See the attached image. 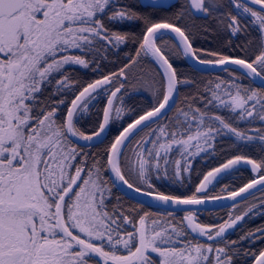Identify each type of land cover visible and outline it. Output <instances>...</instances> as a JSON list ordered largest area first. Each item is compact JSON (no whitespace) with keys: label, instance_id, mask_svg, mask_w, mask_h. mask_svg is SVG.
I'll return each mask as SVG.
<instances>
[{"label":"snow or ice","instance_id":"snow-or-ice-1","mask_svg":"<svg viewBox=\"0 0 264 264\" xmlns=\"http://www.w3.org/2000/svg\"><path fill=\"white\" fill-rule=\"evenodd\" d=\"M250 4L260 10L244 0H186L176 14L182 18L186 11L189 16L212 17L215 28L204 31L214 38L227 34L225 42L230 46L232 38L248 36L250 25L259 33L255 52L250 50L252 40L246 39L235 45L245 55L231 57L195 48L194 37L185 29L171 21H155L124 0H0V264H264V227L248 229L238 240L226 238L258 205L229 213L215 226L201 223L193 211H186L178 222L169 212L171 220L153 219L146 226L151 214L144 212L137 227L119 196L116 203H108L117 183L164 205L204 203L195 194L162 192L153 178L184 183L183 174L192 171L190 160L214 152L223 136L233 137L231 147L241 154L209 171L204 181L243 162L259 175L227 198L234 200L257 185L264 191V157L257 160L243 154L257 148L264 152V127L251 126L257 120L264 122V0H250ZM146 6L167 10L162 0H150ZM125 22L143 23L136 57L150 54L161 64L162 91L154 89L156 102L151 109L134 117L109 143L101 158L104 163L93 157L89 164V153L76 141L87 145L100 138L110 122L122 118L124 109L109 98L102 122L86 133L79 121L88 112V101L97 89L113 84L114 78L126 77V69L136 60L119 72L88 81L70 100L64 116L59 111L66 103L63 96L79 83L66 66L89 69L94 65L91 70L98 71L109 49H118L130 38L109 25ZM162 30L179 38L178 52L182 48L183 56L194 62L191 72H198L197 66H221L229 79L200 86L192 77H181L156 43L163 38ZM231 66H238L243 74ZM245 78H251L248 86L239 82ZM256 80L259 87L252 86ZM193 84L196 92L180 101L179 86ZM123 87V83L115 86L110 96L116 98ZM118 99L123 104V98ZM241 122L249 127H238ZM132 142L135 147H130ZM174 154L180 158L171 159ZM125 168L136 184L127 178ZM106 171L115 181L104 179ZM205 187L201 183L196 192ZM128 224L134 232L124 228ZM188 230L212 243L189 237ZM256 240L262 246L255 250L238 246Z\"/></svg>","mask_w":264,"mask_h":264},{"label":"trees","instance_id":"trees-1","mask_svg":"<svg viewBox=\"0 0 264 264\" xmlns=\"http://www.w3.org/2000/svg\"><path fill=\"white\" fill-rule=\"evenodd\" d=\"M124 3L128 4L130 7L136 9L137 11L143 12L146 15L150 16L155 21H171L173 24L179 25L182 29H185L189 34L194 37L193 46L195 48L211 49L214 51L223 52L225 55L231 57L235 56H244L245 53L240 50V48L235 47L236 44H240L246 39L252 40L251 51L255 52L259 33L253 29L250 25L248 26V36L243 35L238 38H232L233 44L230 46L225 41L228 38L227 34H222L218 38L213 37L212 32H205V28H215L216 21L212 17H203V16H189L185 11L183 12L182 18L177 13H180L182 6L185 5L186 0H178L177 3L167 9L166 11H156L151 8L140 7L142 5L139 0H124ZM227 3V0H225ZM226 11L227 9H223ZM244 19H248L244 17ZM109 27H112L114 30L128 33L130 38L129 40L121 45L118 49L110 48L107 56V60H101V67L98 71H92L94 65H90L89 69H84L78 66H69L67 67L73 74L76 80H79V83L74 84L72 91H67L63 96L66 103L60 105V113H63L66 116V108L70 107V100L75 98V95H78V90H82L83 86H86L87 82L90 80H95L102 78L103 75L111 74L112 72H119V70L124 67L126 64H131V60L135 59L136 63L131 64V67L126 69L127 76L125 77V82H122L121 76L114 78V83L109 84L102 92L94 96V98L88 101L89 109L88 112L84 115L79 121V126L86 133H91L93 127L98 123L102 122L103 109L105 108L106 101L108 99L111 91L115 90V86L120 83H123V92L120 97L123 98L122 108L124 112L121 114V119L114 120L111 124V130L107 140L100 146L85 149L89 153L88 163H92V158L101 159L106 156L105 149L112 142L115 136L127 127L129 123L133 121V118H138L139 114H142L146 110H150L153 104L156 102V97L153 95L154 89H161L163 74L157 64L152 60L149 55H144L141 53L140 57H136V51L139 49V42L143 36V23L142 22H125L122 24H110ZM208 39H204V37ZM157 45L162 49V51L169 58L170 63L179 71L181 77L188 76L195 79L197 84L204 86L209 80L216 81L217 78L227 80L229 76L226 72H221L218 74H201L193 73L190 71V66L186 61L185 57L182 54L181 49H177L178 43L171 38L170 36L163 35L162 39L157 40ZM71 54V53H70ZM76 55H82L80 52H75ZM131 59H130V58ZM87 58V57H86ZM238 74H242L237 72ZM147 81V83H146ZM250 78H245L239 81L242 85L248 86ZM152 85V87H149ZM253 87H258L254 82ZM197 90V85H188L185 88L180 90L179 100L183 101L186 95L190 96L195 93ZM51 91V89H49ZM162 91V89H161ZM119 97V98H120ZM60 97H53V99H59ZM120 102L118 99L117 102ZM198 103V102H197ZM203 107V105H199ZM217 114H220L225 117H229L230 114L224 110H217ZM171 115V113L169 114ZM165 123L167 121H164ZM252 127H264V122L255 121ZM152 127H156L155 124ZM238 127L248 128L249 124L247 122H241ZM143 135V132L140 133ZM136 140L139 137L135 138ZM234 142V138L230 136H223L218 138L216 141V149L213 152L212 150L209 153H201L199 156L195 157L194 160H190L192 164V171L189 173H184V183H172L168 180H156L153 178V183L155 187L165 193H171L175 195L191 196L193 194L197 195L203 199H212V197L217 196H226L233 191H238L245 184L250 182L251 179L255 178L248 169H239L231 173L227 177L221 179L205 196H199L196 192V188L199 187L201 182L204 179V176L207 175L209 171H214L217 167H221L229 159L234 158L235 154H241L236 148L231 147V144ZM130 147H135V142L130 144ZM124 151L131 155V152L128 148H125ZM244 155L249 156L250 158L259 160L264 157V152H261L259 148L252 151L243 152ZM178 155H173L171 159H179ZM101 163H104V160L101 159ZM183 163V162H182ZM104 179L109 180L107 171L102 173ZM125 175L127 178L134 184L137 183V180L134 175L128 173L127 168H125ZM143 187V185H140ZM120 197V205L127 211V214L133 217L136 226L138 224V217L144 212H148L151 215L149 220L162 218L166 215H161L150 208L141 207V205L136 204L125 197H123L116 189L113 190V197L108 202L109 206L116 203V197ZM264 191L260 190L247 200L236 205L233 208L214 211V212H202L197 215L198 220L208 226H215L219 223H222L227 219L228 214L235 212H243L249 205L255 204L258 207L254 208L251 213L243 221H241L235 230H229L226 234V238L229 240H238L239 236L243 234L244 231L248 229H256L257 227H264ZM135 208L136 211L132 212L130 209ZM178 222L181 216H174ZM166 218H169L168 216ZM172 219V218H171ZM124 228L127 231H134V228L131 224L124 225ZM123 236L124 233L122 232ZM259 235V234H258ZM189 237H191L189 235ZM188 237V238H189ZM240 247L256 248L262 246L259 240H256L255 244H250L248 241H244ZM158 261V260H157Z\"/></svg>","mask_w":264,"mask_h":264},{"label":"water","instance_id":"water-1","mask_svg":"<svg viewBox=\"0 0 264 264\" xmlns=\"http://www.w3.org/2000/svg\"><path fill=\"white\" fill-rule=\"evenodd\" d=\"M140 1L144 7H147L146 5H148L150 3V0H140ZM162 2L164 3L166 9H169V8H171L169 6H174L176 4L177 0H162ZM244 2L249 3V6L255 7L257 10H260L258 5H251L250 0H244ZM197 15H200V14H197ZM162 31L164 32V35H169L179 44V38L176 37L175 33H171V32H168L166 30H162ZM181 50H182V48H181ZM149 56L155 61V63L158 65V67L161 69V71L163 73L164 69L161 67V64L158 63L157 60L153 56H151L150 54H149ZM186 60L189 64V66L191 67L194 62L190 58H186ZM231 67H233L235 69V71L243 74L244 70L239 69L238 66H231ZM197 68L199 69L198 72L201 74H216V73L224 72V71H222L221 66H217V67H212V66L200 67V66H197ZM122 81L125 82V78L123 76H122ZM254 83L258 87L260 86L259 80L254 81ZM106 86L107 85H104L101 88L97 89V93L100 92L101 90H103ZM186 86H188V85H180L179 86V92H180V89H183ZM122 91H123V88L121 89L120 92L117 93L116 98L109 96V98L113 99L114 105H115L119 95L122 93ZM93 95H95V94H93ZM178 99H179V97H178ZM107 106L108 105L106 104L105 107H107ZM102 119H103V117H102ZM110 128H111V122L108 126V130L104 134H102L100 138L95 139L94 141L90 142L87 145L85 144L84 141H76V143L80 147H84L85 149L95 148L97 146H100L101 144H103L106 141V139L109 135V132H110ZM242 168L248 169L254 177H258V175H259V173H253L251 165H246L243 162H241L240 164L231 166L229 169H226V170L222 171L221 173L216 174L214 177H209L207 182L204 181V179H203V181L201 183H204L206 185V187L203 191L199 192L198 194L201 196L206 195L216 185L217 182H219L221 179L228 176L232 172L239 170V169H242ZM108 177H109V180L115 181V177L112 175V173L110 171H108ZM115 189L126 199H128V200H130L136 204L143 205V207L151 208V209L161 211V212H165V213L171 212L173 214H179V213H185L186 211L214 212V211L230 209V208L242 203L243 201H245L246 199H248L249 197H251L252 195L257 193L258 191H260V186L259 185L254 186L252 189H248L247 192L240 193V195L237 196L234 200L227 198L230 196V194H229V195L223 196V197H225V199H219V200H217V199H204V203H202L200 205H180V206L164 205L160 202L152 200L151 197H145L143 195H140L139 193L132 192L126 186H123L119 183H117V186ZM185 227H186V222H185ZM188 231H190V230H188ZM193 236L195 237V235H193ZM200 241L209 242V241H206L204 238H200Z\"/></svg>","mask_w":264,"mask_h":264},{"label":"rangeland","instance_id":"rangeland-1","mask_svg":"<svg viewBox=\"0 0 264 264\" xmlns=\"http://www.w3.org/2000/svg\"><path fill=\"white\" fill-rule=\"evenodd\" d=\"M74 52H79L78 50H74ZM71 66H78V65H71ZM66 67H69V66H66ZM78 67H80V66H78ZM89 105L90 104H88V109H89ZM115 106L116 107H122V104L118 101V102H116V104H115ZM114 115V114H113ZM150 145H146L145 147H149ZM163 216V215H162ZM167 216H163L162 218H157L158 220H171V217H169V218H166ZM150 223H151V220H147L146 221V226H148V225H150ZM137 227H139V224H137ZM134 231H135V229H134ZM133 231V232H134ZM186 239H188V237H184V238H182V240H186ZM119 247V246H118ZM121 251H123V249L121 248ZM126 254V253H125ZM153 256H155V254H152ZM156 259L158 260L159 258L158 257H156Z\"/></svg>","mask_w":264,"mask_h":264},{"label":"flooded vegetation","instance_id":"flooded-vegetation-1","mask_svg":"<svg viewBox=\"0 0 264 264\" xmlns=\"http://www.w3.org/2000/svg\"><path fill=\"white\" fill-rule=\"evenodd\" d=\"M203 17H204V16H203ZM173 216H175V215H173ZM177 216H180V215H177ZM182 217H183V216H181V218H182ZM235 229H236V228H235ZM235 229H234V230H235ZM230 230H232V229H230ZM196 237H197V238H196L197 240H198L199 238H201V237H199V236H197V235H196ZM96 259H99V258L96 257Z\"/></svg>","mask_w":264,"mask_h":264}]
</instances>
